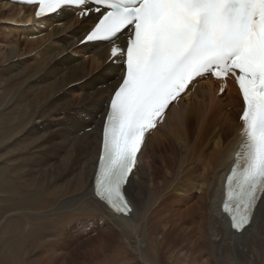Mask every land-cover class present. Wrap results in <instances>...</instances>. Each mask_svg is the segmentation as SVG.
Here are the masks:
<instances>
[{"label":"bare ground","instance_id":"1","mask_svg":"<svg viewBox=\"0 0 264 264\" xmlns=\"http://www.w3.org/2000/svg\"><path fill=\"white\" fill-rule=\"evenodd\" d=\"M36 9L0 0V243L16 236L0 264H77L88 241L118 235L129 264H163V253L173 264H233L231 251L249 245L264 264V206L243 233L222 209L242 129L233 80L223 96L187 99L147 137L128 189L133 218L114 216L92 187L113 79L107 55L80 44L85 21L69 11L35 18ZM53 24L63 27L49 32Z\"/></svg>","mask_w":264,"mask_h":264},{"label":"snow or ice","instance_id":"2","mask_svg":"<svg viewBox=\"0 0 264 264\" xmlns=\"http://www.w3.org/2000/svg\"><path fill=\"white\" fill-rule=\"evenodd\" d=\"M36 17L79 13L81 44L110 46L112 74L95 138L94 198L114 216L133 218L128 189L146 139L199 82L233 77L242 132L225 181L223 213L251 231L264 206V0H16ZM94 6V7H93ZM91 135V133H89Z\"/></svg>","mask_w":264,"mask_h":264},{"label":"rangeland","instance_id":"3","mask_svg":"<svg viewBox=\"0 0 264 264\" xmlns=\"http://www.w3.org/2000/svg\"><path fill=\"white\" fill-rule=\"evenodd\" d=\"M6 23H9V21L6 22ZM0 25H1V22H0ZM56 27L57 28H61V27H63V25L61 26L60 24H53L52 27L50 28V31H49V27H48L47 29L42 30L37 35H35V38H37V36L41 37L44 33L45 34L48 33V31L53 33L54 30H55L54 28H56ZM47 42H49V40H47ZM24 45L25 44H23V43L21 44V46H24ZM28 53L29 52H27L25 54H28ZM72 54H73V57H76L75 56V52H73ZM77 94H79V93H77ZM105 95H106V92H105ZM74 97H77V96L74 95V93H73V94H71V96H69V99L72 101V99ZM145 166L147 167V176L148 177L151 176V181H152V175L150 174L151 173V171H150L151 169L148 167V163L145 164ZM0 181H1V179H0ZM259 218H257V221H260L261 220V223H262V220H264V207L261 210V218L260 219ZM256 231H258V230H256ZM260 232L261 231H259V233ZM23 234H24V232H23ZM118 236L120 237V235H118ZM118 236H116V239H115V237H113V239L100 237V238L91 239L90 241H88L86 248L83 249V251L86 250L83 253L85 255H83L81 253V257L83 259L81 257L78 258L77 264H79V262H80V264H83V262H86L85 264H87V262H88V264H93V263L94 264L95 263L96 264H112V262H113V264H118L119 262H120L119 264H129L128 259H126L128 261L127 262V261H124L125 259L123 260V258L126 257V255H124V254H127L128 255V251L130 249H132V248L129 245V242H128L127 238L123 237V239H122V237L119 238ZM117 238H119V239H117ZM15 239H16V236L13 237V238H11L9 241L5 242L4 244L0 243V254L3 253V252H5L6 250H8L11 245L15 244L16 243ZM247 245H249V244H247ZM258 249H260V247ZM261 249H264V248L261 247ZM124 250H125L126 253L124 252ZM117 251H119V252H117ZM250 252H252V253H250ZM260 252H261V256H263L264 253L262 251H260ZM231 253L235 257L237 256V259H238V261L236 259V263H233V264H249V260H251V259L252 260L254 259V261H257L256 264L257 263L262 264V261H261L262 260V257H260L258 251L256 252L255 247H251V245H249L248 247L246 246L244 248V250H241V253H237V251H235V250H232ZM231 253L229 255H231ZM243 254H244V256H243ZM251 254H253V255H251ZM12 256H13V258H19V255L14 250H12ZM252 257H254V258H252ZM111 259L113 261H111ZM81 260L82 261L84 260V261L82 262ZM91 261H93V262H91ZM109 261H111V262H109ZM69 262H70L69 264H74L71 260ZM141 262H142V260H141ZM214 263L215 264H227L225 262L223 263L222 262V259H220L219 263H216V262L213 261V264ZM163 264H173V261H171L169 259L167 253H163ZM230 264H232V263H230Z\"/></svg>","mask_w":264,"mask_h":264}]
</instances>
